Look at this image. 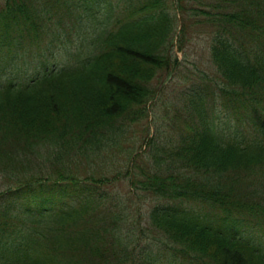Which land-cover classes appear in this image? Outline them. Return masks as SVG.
Here are the masks:
<instances>
[{
	"label": "trees",
	"instance_id": "trees-1",
	"mask_svg": "<svg viewBox=\"0 0 264 264\" xmlns=\"http://www.w3.org/2000/svg\"><path fill=\"white\" fill-rule=\"evenodd\" d=\"M36 2L0 5V264H264V0ZM51 12L82 31L76 53L60 70L43 60L33 81L2 80L33 56ZM197 24L209 28L207 70L187 64ZM26 35L29 45H10ZM158 95L175 114L150 136ZM139 143L144 166L131 174L151 189L150 210L99 186L56 216L27 218L7 202L15 184L58 176L87 188L123 174ZM152 240L164 248L152 253Z\"/></svg>",
	"mask_w": 264,
	"mask_h": 264
},
{
	"label": "rangeland",
	"instance_id": "rangeland-1",
	"mask_svg": "<svg viewBox=\"0 0 264 264\" xmlns=\"http://www.w3.org/2000/svg\"><path fill=\"white\" fill-rule=\"evenodd\" d=\"M190 34H191V40L189 44L187 45V50L189 52V60L187 61V64L191 66L192 68H201V69H208V59H207V52L206 47L208 43L206 42L208 39L209 34V28L204 24H197L193 27L189 28ZM179 54L181 57H183V54L181 51H179ZM205 72V71H204ZM208 73V72H205ZM193 74H197L196 72H193ZM209 74V73H208ZM201 75H204V73H201ZM206 77V76H205ZM179 82V79H178ZM186 85H190L191 81L188 80L185 82ZM150 113H152V108H150ZM168 114H175V107H171L169 109ZM158 116H163V114H158ZM150 125H151V131H152V119L149 117L148 119ZM144 125H147V121H144ZM168 132V127L158 125V133L161 136H164Z\"/></svg>",
	"mask_w": 264,
	"mask_h": 264
}]
</instances>
